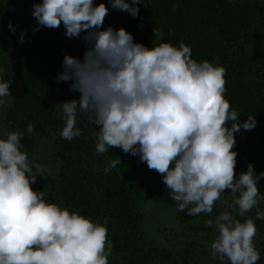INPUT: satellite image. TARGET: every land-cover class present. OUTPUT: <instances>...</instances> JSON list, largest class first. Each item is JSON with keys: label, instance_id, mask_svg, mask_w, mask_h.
Listing matches in <instances>:
<instances>
[{"label": "clouds", "instance_id": "clouds-1", "mask_svg": "<svg viewBox=\"0 0 264 264\" xmlns=\"http://www.w3.org/2000/svg\"><path fill=\"white\" fill-rule=\"evenodd\" d=\"M108 3L133 18L142 4ZM107 14L106 4L94 0L33 4L35 31L63 24L66 37L83 34L86 47L83 60L65 54L63 71L56 78L70 82V91L80 94L56 105L64 118L61 137L70 141L82 135L76 127L79 108L88 114L90 124L99 126L96 151L121 148L139 156L149 170L162 176L178 211L210 214L230 190L232 203L223 201L227 207L238 206L240 217L255 208L256 219H264L258 207L264 200L258 187L264 171L257 175L249 163L247 171L238 177L235 173V133L254 129L256 120L248 116L241 123L240 114L231 110L225 99L226 69L207 60L197 62L187 44L164 42V33L157 28L153 35L159 43L149 47L134 42L126 29L104 27ZM9 28L15 32L13 25ZM25 37L21 32L18 42ZM10 84L0 77V104L10 96ZM27 131H33L31 124ZM23 135L11 131L0 138V264H108L111 244L106 226L47 202L44 191L31 187L46 169L30 163L21 151ZM119 164L120 157L104 171ZM206 223L218 230L211 244L213 257H226L230 264H257L260 254L253 242L257 229L251 217L241 222L225 210Z\"/></svg>", "mask_w": 264, "mask_h": 264}, {"label": "trees", "instance_id": "trees-1", "mask_svg": "<svg viewBox=\"0 0 264 264\" xmlns=\"http://www.w3.org/2000/svg\"><path fill=\"white\" fill-rule=\"evenodd\" d=\"M14 1L13 9L20 10L18 21L7 24L3 20L7 30L2 47L10 65L4 76L11 84L9 101L0 114L4 124L0 138H6L11 131L23 132L21 151L27 153L29 161L36 154V161L52 160L58 165L54 175L47 174L36 182L37 192L44 191L49 203L105 225L111 264L207 263L212 256L208 243L211 245L217 235L213 233L215 226L210 227L206 221L220 214V200L210 214L190 216L187 209L178 211L162 176L149 170L139 156L125 154L121 148L103 154L96 151L99 126L90 124L88 114L79 108L76 127L82 135L70 141L63 139L60 130L64 118L56 105L78 99L80 94L70 91V82L56 78L63 71L65 54L83 60V34L70 39L63 24L35 31L33 4L42 0ZM101 2L108 7L104 27L124 28L133 35L134 42L149 47L159 43L154 39L153 28L160 29L164 42L176 47L187 44L197 62L207 60L226 69L225 99L231 110L240 114L241 123L248 116L256 120L254 129L235 133V173L238 177L247 171L249 163L257 175L264 171V4L257 0H141L139 14L133 18L127 12L112 9L108 0H94L95 4ZM0 4L12 7L3 1ZM170 29L173 34H169ZM21 32L26 33L23 43L18 42ZM29 124L33 126L31 133L27 131ZM117 156L121 164L105 172ZM258 187L264 196V178L258 181ZM229 193L226 190L221 200H232ZM148 199L172 210L182 226L179 238L168 240L172 241L170 244L156 234L144 239L142 218L146 211L141 209ZM258 207L264 211V200ZM227 211L241 222L248 217L254 220L257 231L253 242L260 254L257 264H264V219H256L255 208L245 217L239 216L234 204Z\"/></svg>", "mask_w": 264, "mask_h": 264}, {"label": "rangeland", "instance_id": "rangeland-1", "mask_svg": "<svg viewBox=\"0 0 264 264\" xmlns=\"http://www.w3.org/2000/svg\"><path fill=\"white\" fill-rule=\"evenodd\" d=\"M3 1L5 2L9 7L12 5L10 8H5L1 6L0 4V77H2L4 80L9 81L5 76L4 73L9 72V59L7 52L3 49L2 44L4 43L5 40V34H6V24L3 23V20H7L8 23H12L14 21H18L19 19V14L20 10L15 7L13 9V5L15 4L14 0H0V2ZM259 1L260 4H264V0H257ZM11 8L13 10H11ZM4 16V17H3ZM15 23V22H14ZM10 90V89H9ZM4 103L0 104V114H3V110L6 108L7 103L9 101V97H5ZM4 129V124L2 119H0V132ZM35 158L30 159V163H35V164H40L42 167L46 169V171L43 173V176L47 174H52L54 175L57 172L58 165L54 163L52 160L51 161H46V160H38L36 161V154L34 155ZM33 172L35 173L36 170L33 168ZM42 177L37 176L36 182L40 181ZM34 183L31 185L33 190L37 191L36 185L37 183ZM225 199L220 200L219 202V209L220 213H222L225 210H228L229 207H227L223 201ZM228 203H232V200L229 198L227 199ZM232 208V207H230ZM142 211H146L144 217L142 218L143 226V235L144 239L149 238L152 235H155L158 239H162L165 241L167 244H170L172 241H168L171 239L179 238L180 231H182V226L178 224V222L174 218V212L172 210H168L167 208L164 207H159L155 205L154 202H152L151 199H148L142 204ZM215 221V218L213 219ZM214 227V224H213ZM216 235L218 234V230L214 228L213 230ZM152 233V234H151ZM178 240V239H177ZM208 249H211V245L208 243ZM107 251V248H106ZM112 258L110 256V253L108 254V264H111ZM194 262V263H193ZM190 264H203L201 261H193ZM222 262V263H221ZM229 260L225 257L223 259L219 257H213V255L208 259L207 263L205 264H228Z\"/></svg>", "mask_w": 264, "mask_h": 264}]
</instances>
